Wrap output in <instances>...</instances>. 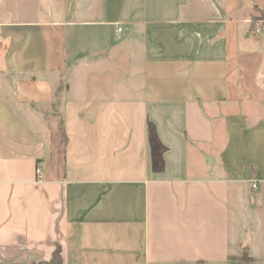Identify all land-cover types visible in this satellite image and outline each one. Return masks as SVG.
<instances>
[{
    "label": "crops",
    "instance_id": "obj_1",
    "mask_svg": "<svg viewBox=\"0 0 264 264\" xmlns=\"http://www.w3.org/2000/svg\"><path fill=\"white\" fill-rule=\"evenodd\" d=\"M256 10L0 0V264H264Z\"/></svg>",
    "mask_w": 264,
    "mask_h": 264
},
{
    "label": "rangeland",
    "instance_id": "obj_2",
    "mask_svg": "<svg viewBox=\"0 0 264 264\" xmlns=\"http://www.w3.org/2000/svg\"><path fill=\"white\" fill-rule=\"evenodd\" d=\"M251 30L254 32H263L264 33V15L262 12L256 10L253 17H251L250 21ZM85 76V74H84ZM87 77H95V78H101L100 74L98 72L93 74H87Z\"/></svg>",
    "mask_w": 264,
    "mask_h": 264
},
{
    "label": "trees",
    "instance_id": "obj_3",
    "mask_svg": "<svg viewBox=\"0 0 264 264\" xmlns=\"http://www.w3.org/2000/svg\"><path fill=\"white\" fill-rule=\"evenodd\" d=\"M46 264H65L60 255V247L56 246L54 249L51 258L48 260Z\"/></svg>",
    "mask_w": 264,
    "mask_h": 264
},
{
    "label": "built area",
    "instance_id": "obj_4",
    "mask_svg": "<svg viewBox=\"0 0 264 264\" xmlns=\"http://www.w3.org/2000/svg\"><path fill=\"white\" fill-rule=\"evenodd\" d=\"M121 31H122V29H121L120 27H118V28H117V32L119 33V32H121ZM36 172L39 173V172H40V169L37 168V169H36ZM39 174H40V173H39ZM251 187H252L253 189L256 188V187H257L256 183H255V182L251 183Z\"/></svg>",
    "mask_w": 264,
    "mask_h": 264
},
{
    "label": "water",
    "instance_id": "obj_5",
    "mask_svg": "<svg viewBox=\"0 0 264 264\" xmlns=\"http://www.w3.org/2000/svg\"><path fill=\"white\" fill-rule=\"evenodd\" d=\"M207 159V158H206Z\"/></svg>",
    "mask_w": 264,
    "mask_h": 264
}]
</instances>
